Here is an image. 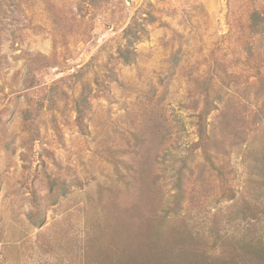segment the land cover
Returning a JSON list of instances; mask_svg holds the SVG:
<instances>
[{"label":"rangeland","instance_id":"obj_1","mask_svg":"<svg viewBox=\"0 0 264 264\" xmlns=\"http://www.w3.org/2000/svg\"><path fill=\"white\" fill-rule=\"evenodd\" d=\"M0 264H264V0H0Z\"/></svg>","mask_w":264,"mask_h":264},{"label":"trees","instance_id":"obj_2","mask_svg":"<svg viewBox=\"0 0 264 264\" xmlns=\"http://www.w3.org/2000/svg\"><path fill=\"white\" fill-rule=\"evenodd\" d=\"M255 17V19H257V15H255L254 16ZM138 21L137 20H135V22L133 23V25L132 26H130L129 28H127V29H125V34H127L128 36H131V35H133V37L136 39V38H138V34H137V29H144V28H141L143 25L139 22V23H137ZM137 23V24H136ZM142 25V26H141ZM144 27V26H143ZM132 39H130V41H131ZM121 51H122V54H123V56L125 57V60L127 61V62H130V61H132V58H133V54H132V52L130 51V50H128V49H121Z\"/></svg>","mask_w":264,"mask_h":264}]
</instances>
